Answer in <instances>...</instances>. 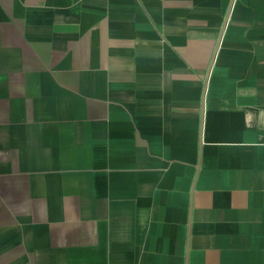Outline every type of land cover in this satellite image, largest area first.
Returning <instances> with one entry per match:
<instances>
[{
	"label": "crops",
	"instance_id": "1",
	"mask_svg": "<svg viewBox=\"0 0 264 264\" xmlns=\"http://www.w3.org/2000/svg\"><path fill=\"white\" fill-rule=\"evenodd\" d=\"M0 264H264V0H0Z\"/></svg>",
	"mask_w": 264,
	"mask_h": 264
}]
</instances>
